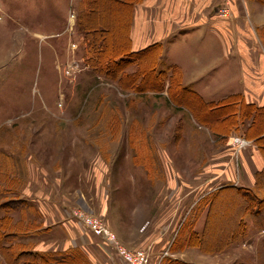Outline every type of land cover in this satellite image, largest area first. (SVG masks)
<instances>
[{
    "label": "rangeland",
    "instance_id": "obj_1",
    "mask_svg": "<svg viewBox=\"0 0 264 264\" xmlns=\"http://www.w3.org/2000/svg\"><path fill=\"white\" fill-rule=\"evenodd\" d=\"M92 3L0 0V264H127L77 210L150 264H264V115H235L264 85V0H212L114 76L86 28L123 40L127 14L86 25Z\"/></svg>",
    "mask_w": 264,
    "mask_h": 264
},
{
    "label": "crops",
    "instance_id": "obj_2",
    "mask_svg": "<svg viewBox=\"0 0 264 264\" xmlns=\"http://www.w3.org/2000/svg\"><path fill=\"white\" fill-rule=\"evenodd\" d=\"M131 2L132 3L125 2L122 4H125L130 10V39L133 46L132 50L134 52H139L144 49L140 50L139 47L135 46V42L138 41L135 39L136 27L140 25V35L142 37L139 41L143 39V42H152V45H146L145 49H148L154 44L163 41L167 38V35L176 33V30H180L181 28L185 29L183 26H186L187 29L197 28L196 24H201V20L205 19V14L203 13L205 4H211L212 0H131ZM204 23L205 21H203L202 24L204 25ZM179 27L180 29H178ZM201 27L202 26L198 27V29ZM255 89L258 93L256 91L255 94L252 93V97L247 95L246 99L243 98L245 106L254 108V110H251L250 114H255L257 108L264 109V100L261 102V98H263L262 93H264V85L262 89L260 86H256ZM261 111L264 112V110ZM250 114H244V110H236L235 112L238 123H241L242 133H244L245 124H243V121L239 120L238 116L240 118L245 116L247 120L254 122V115L249 118L248 116ZM243 139L245 141H251L247 138ZM256 139L259 140L262 138L258 137ZM152 240L153 238L146 237L143 245H147ZM36 251L41 253L39 250Z\"/></svg>",
    "mask_w": 264,
    "mask_h": 264
},
{
    "label": "trees",
    "instance_id": "obj_3",
    "mask_svg": "<svg viewBox=\"0 0 264 264\" xmlns=\"http://www.w3.org/2000/svg\"><path fill=\"white\" fill-rule=\"evenodd\" d=\"M92 1V0H91ZM98 2L99 3H103L105 4V6H107L108 8V12H109V16L111 18V20H113L115 23H117L119 21V19L121 18V16L126 15L127 18H128V23H127V28H126V31L123 32V40L120 38L121 35H120V31L117 32V38H119V40H115L116 37H115V42L112 41V43H108L107 42V37H106V34L109 33V28H107L106 26L108 25H101V21L98 20V23L92 28V29H89V28H86V32L87 34L89 35L90 39H88V46L89 48L91 49L90 52L92 51L93 53L96 54L97 58L91 60V62L93 61H99L100 60V68L102 70H106V71H109V72H112L111 75H113L115 73L114 69L115 68H119L120 66H122L123 64H126V61H132V59H134L135 57L137 56H144L146 54H150L151 51L153 50H156L158 49L159 51V46L156 45L155 47H150L148 49H144L140 52H134L131 47H132V44H131V39H130V24H131V20H130V10L129 8H127L125 6V4H122V3H132L131 0H93V3L90 5L89 9L86 11V13H90V17H87V21L85 22V24L87 25V23H89L90 21H93L94 22V17L95 16H99V12L96 8V3ZM120 7L124 8L122 9V12H121V9L118 10ZM119 11V12H118ZM94 16V17H93ZM89 18V19H88ZM92 18V19H91ZM122 19V18H121ZM115 32V31H114ZM126 33V34H125ZM124 34H125V40H124ZM111 44V49L113 50L112 53H110L108 51L109 49V46ZM114 47H116V50L114 51ZM108 48V49H106ZM157 51V52H158ZM158 54V53H157ZM156 54V55H157ZM109 61H112V63ZM105 63V66L102 65ZM154 67V66H153ZM154 76H156V73H155V70L154 68H152V72ZM114 76V75H113ZM122 79H124V76L122 77ZM254 110V109H253ZM261 110H264V109H256V113L255 114H250L251 110L248 112V114H250L248 117H252L254 115V123L256 125V123L258 122V119L261 115H264V112L261 111ZM221 191V190H220ZM243 196L246 198V200H248L249 202H257L258 200V196L256 193L252 192L251 190H245L243 192ZM249 207H252L250 205H248ZM248 207V208H249ZM251 211V209H250ZM2 221H5V224H3L2 226H0V235L5 236V239L9 241V238L12 237L11 234L12 233V228H13V223H12V220L11 218H7V216L5 217V219H1V222ZM7 222V223H6ZM4 231V232H2ZM3 233V234H2ZM9 243V247H8V250H4V251H8L9 250L11 252H14V249H12V242H7ZM16 259L23 256V255H26V256H31L32 258L31 259H36V260H43L44 259V256L43 255H40L39 253H36V254H33V253H26V254H16Z\"/></svg>",
    "mask_w": 264,
    "mask_h": 264
},
{
    "label": "built area",
    "instance_id": "obj_4",
    "mask_svg": "<svg viewBox=\"0 0 264 264\" xmlns=\"http://www.w3.org/2000/svg\"><path fill=\"white\" fill-rule=\"evenodd\" d=\"M75 217L82 226L92 232L95 236L103 238L110 243L117 254L127 264H150L151 254L146 249L129 250L119 240L117 235L104 222L96 217L88 215L80 210L74 212Z\"/></svg>",
    "mask_w": 264,
    "mask_h": 264
}]
</instances>
